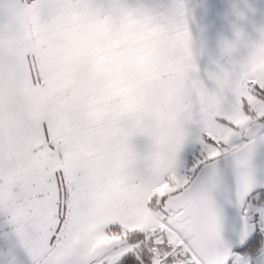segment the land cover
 I'll list each match as a JSON object with an SVG mask.
<instances>
[{
    "label": "snow or ice",
    "instance_id": "6c2138e0",
    "mask_svg": "<svg viewBox=\"0 0 264 264\" xmlns=\"http://www.w3.org/2000/svg\"><path fill=\"white\" fill-rule=\"evenodd\" d=\"M0 264H264V0H0Z\"/></svg>",
    "mask_w": 264,
    "mask_h": 264
},
{
    "label": "crops",
    "instance_id": "0c3cea01",
    "mask_svg": "<svg viewBox=\"0 0 264 264\" xmlns=\"http://www.w3.org/2000/svg\"><path fill=\"white\" fill-rule=\"evenodd\" d=\"M192 3H196V0H191Z\"/></svg>",
    "mask_w": 264,
    "mask_h": 264
}]
</instances>
